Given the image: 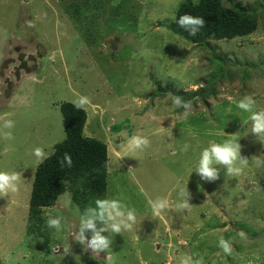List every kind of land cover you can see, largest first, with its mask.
I'll return each instance as SVG.
<instances>
[{
  "label": "rangeland",
  "instance_id": "rangeland-1",
  "mask_svg": "<svg viewBox=\"0 0 264 264\" xmlns=\"http://www.w3.org/2000/svg\"><path fill=\"white\" fill-rule=\"evenodd\" d=\"M183 1L0 0V173L18 176L0 194V264H264V134L251 119L264 113V0H236L258 13L259 28L213 49L170 29ZM212 53L227 55L231 77L221 80ZM246 98L250 111L238 107ZM81 100L84 134L108 144L102 201L135 215L119 232L94 221L110 241L103 251L77 239L98 200L76 203L71 189L41 223L29 221L37 166L66 138L60 105ZM133 137L148 143L137 148ZM231 138L247 161L239 174L223 164L215 178L195 171L210 142ZM160 200L168 206L156 214ZM49 216L61 218L60 232ZM85 235L90 243L94 231Z\"/></svg>",
  "mask_w": 264,
  "mask_h": 264
},
{
  "label": "trees",
  "instance_id": "trees-1",
  "mask_svg": "<svg viewBox=\"0 0 264 264\" xmlns=\"http://www.w3.org/2000/svg\"><path fill=\"white\" fill-rule=\"evenodd\" d=\"M254 11L250 6L243 7V4L236 0H185L180 4L170 29L196 46L213 49V42L242 38L256 32L259 21L258 13ZM185 14L202 18L205 22L195 35L190 34L191 26L183 28L177 23ZM216 57L220 60L219 70L226 71L221 80L227 76L231 77L232 68L224 69L230 64L227 55L216 54ZM251 66L256 68L254 64ZM244 77L246 78L247 74ZM199 92H204V88ZM197 93L191 97L198 98ZM178 97L181 102L191 100L184 91L179 93ZM202 99L208 105L206 97ZM76 105L71 102L60 105L66 138L37 166L30 197L31 225L37 221L41 223L42 211L53 207L68 189L73 191L76 203L84 206L91 201H102L106 196L110 159L108 144L84 134L88 114L85 108ZM66 153L72 158L71 166L64 160ZM29 232H32L30 228Z\"/></svg>",
  "mask_w": 264,
  "mask_h": 264
},
{
  "label": "clouds",
  "instance_id": "clouds-1",
  "mask_svg": "<svg viewBox=\"0 0 264 264\" xmlns=\"http://www.w3.org/2000/svg\"><path fill=\"white\" fill-rule=\"evenodd\" d=\"M177 23L183 27L188 28L191 26V35H195L196 32L204 26V20L198 17H192L190 15H183L179 18ZM84 103L83 100L80 101L76 106L80 107ZM176 104H180L179 100L175 101ZM253 101L251 98H246L238 103V107L245 111H250L253 106ZM187 108V105H184ZM251 119L254 121L252 131L257 134H264V113L253 114ZM6 127H11L12 122L7 121L5 124ZM261 139H264V136H261ZM130 143L134 144L135 147L139 148L141 145H146L147 140H141L139 138L133 137ZM37 156L41 155L39 149L35 153ZM64 160L69 166L72 164V158L69 154H65ZM247 161L241 157V146L236 141L235 138L226 139L222 142H210L207 147H205L199 154V160L196 166L195 171L202 174L204 177L215 178L217 176V170L213 167L215 164H223L228 166V172L230 174H239L241 171V166L246 165ZM18 180L16 174H5L0 173V194L6 193L10 188L15 190V182ZM97 206L95 209H92L91 216L86 220L81 221L80 233L77 236V239L82 243L86 244V249L90 247L95 251H103L109 247V239L101 235L103 229L96 231L95 220H112L114 223L111 225L112 229L116 232H119L121 226L130 229L132 224L129 221H135L134 210L127 211L125 218L124 212L121 211V204L119 201H97ZM168 206L166 200H160L155 203H152L153 211L156 214ZM178 207H187V202L185 201L182 204H178ZM47 226L49 228H55L57 232L62 230V222L59 216L52 217L49 216L47 221ZM86 229H92L94 235L91 238L90 243L87 242V237L85 235ZM219 246L223 249L225 253H230L231 248L228 241L223 238L219 241Z\"/></svg>",
  "mask_w": 264,
  "mask_h": 264
}]
</instances>
